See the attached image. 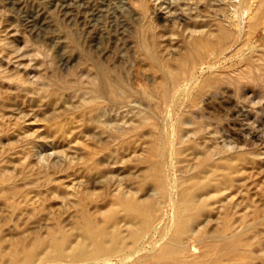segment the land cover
I'll list each match as a JSON object with an SVG mask.
<instances>
[{
    "label": "rangeland",
    "instance_id": "1",
    "mask_svg": "<svg viewBox=\"0 0 264 264\" xmlns=\"http://www.w3.org/2000/svg\"><path fill=\"white\" fill-rule=\"evenodd\" d=\"M128 1L130 0H0V41L3 40L0 43V74L8 75H0V238L4 245L22 241L31 243L36 238L47 239L52 233L62 230L71 234L68 245L72 248L85 240L77 230L81 215L78 199L83 200L85 210L92 214L94 221L102 224L106 219V212L103 209L98 212L97 206L104 205L108 196L116 193L118 189L141 198H153L151 186L144 185L145 161L152 157L151 142L155 139L165 141L171 138L172 130L175 131L181 120L183 122L180 124L182 123L186 130L192 131L184 137L183 143L178 141V137H174V146L178 148V152L184 150L183 154L178 153L165 159L152 157L162 164L171 193L178 194L183 188L196 184V181H181L185 176L192 174V168L199 163L203 154H206L205 150L214 148L217 149L216 152L212 150L214 162L232 156L239 159V168L236 167L239 170L237 185L231 192L227 191L226 195L232 196L236 189L242 191L232 196L229 202L241 201L247 195V188H252L249 192L252 191L256 210L262 212L264 80L261 78H264V74L261 75V72L264 73V63L262 65L260 62H264V12L260 15L257 26H251L255 20L253 11L259 0H219V5L215 0H186L187 3L185 0H147L148 15H151L148 18H153L151 21H154V31L160 35L162 31L163 37L167 36L160 37L166 41H162L157 47L162 52L160 59L173 71L177 70L176 57L183 51L184 38L189 33L186 27L194 29L192 22H195L196 28L201 26V29H207L208 32L217 24L223 25L230 32L225 42L218 49H213V54L210 50L193 65L186 77L184 75L183 79H180L178 88L172 91L170 100L167 99L165 103L159 102L157 91H151L153 75L146 69V58L140 48L139 41L144 36L141 26L146 22V18L134 5L133 0L130 3ZM245 3L248 6H245ZM155 9L159 15H156L158 12ZM176 9L179 10L175 11ZM247 14H250L251 18ZM176 15L181 17L177 18ZM205 17L210 22L209 25H206L207 21L203 19ZM169 24L170 26H167ZM246 30H249L248 34ZM167 31L171 35H168ZM176 34L179 36V42L174 40L178 38ZM170 36L174 37L170 39ZM167 38L174 43H170ZM147 40L146 45L150 43V40ZM180 42H183L182 46ZM224 44L228 48L224 49ZM254 53L258 55L255 57ZM258 57L261 60L257 59ZM252 61L254 67L251 72H247V67ZM96 63L112 69V74L126 84L128 92L125 103L116 108L115 105L104 102L103 109L94 111L87 120H80L77 117L80 103L76 92L80 81L83 89H87L91 85V79L93 82L99 76L97 69L93 68ZM246 72L249 77L244 78ZM230 73L236 75L232 77ZM253 73L255 76H252ZM210 74L215 76L214 82L217 84L214 83V88L211 87L202 93L197 102L200 108L197 104L191 106L190 103L189 107L191 94L202 84V79L211 77ZM224 76L228 79L221 78ZM242 80L246 82L243 83ZM187 84L191 86L192 91ZM73 85L78 87L73 89ZM28 87L31 91L35 88L36 93L34 90L32 93ZM217 88L218 91L215 92ZM146 90L151 94H147ZM130 94L134 96L131 97ZM201 98L205 100L202 101ZM156 100L159 103H156ZM91 116H95V119ZM145 119L149 125L138 124ZM57 123H65L72 128L70 127L67 133H59L54 128ZM150 125L154 129L148 128ZM195 127L201 128L200 134L194 133ZM148 129L152 131L149 132ZM241 155L247 157L243 159ZM142 184L143 189L136 193ZM226 195H223L222 199ZM219 205L220 203L212 204L198 218L199 231L209 235L217 232L221 224L217 213ZM155 213L158 216L156 224L158 223L159 230L174 220L171 201L167 200L158 205ZM123 224L124 222L121 228L129 229V225ZM159 230L152 237L147 238V235L146 249L141 252V256L138 254L126 263H121L120 257H111L108 262L103 261V257L97 258L98 261L77 260L68 254L58 258L49 253L48 247H41L37 251L36 264H133L136 259L147 254L149 256L164 243L163 240L155 243L159 240ZM255 251L252 264H264V255H261L264 253L257 249ZM198 252L200 253V249ZM59 261L61 262L58 263Z\"/></svg>",
    "mask_w": 264,
    "mask_h": 264
},
{
    "label": "bare ground",
    "instance_id": "2",
    "mask_svg": "<svg viewBox=\"0 0 264 264\" xmlns=\"http://www.w3.org/2000/svg\"><path fill=\"white\" fill-rule=\"evenodd\" d=\"M130 1H128V2L130 3ZM188 1H186V3ZM211 1L213 2L214 0H211ZM211 1H210V3H211ZM215 1L218 3L217 5H219V2H218L219 0H215ZM243 1H245V0H243ZM207 2H208V0H207ZM255 2H258V1H255ZM133 3H134V5H136L139 8L140 12H143V14L146 18V22L144 23L143 26H141L139 24L142 27V31L144 33V36H142L143 34L141 35L143 38L142 39L140 38L141 41H139V42H140L141 51H143V56H145V58H146V62H147L146 69L148 70V72L150 71L152 73V75H153L152 77L154 79L153 80L154 83H152L153 88L151 91L152 92L157 91L158 98L157 97H155V98H157L159 100V102L162 101V103L163 102L165 103L166 100L169 99V97L171 96L172 91L174 89L176 90V88H178L179 83H181L180 79L184 75L186 77L187 76L186 74H188L190 72L191 68H193V65L196 62H198L200 59L204 58L207 55V53H209L210 50L212 51V54H213L214 53L213 49H218L220 47V45H222V43L225 42L224 40H226L229 37L230 32L228 31V29H226L221 24L215 25V27H212L213 30L208 32L207 29L203 30L200 28L201 26H198V25H200V23H196V24H198L197 25L198 27L196 28L195 24H194L195 22H192V24L194 25V29L186 27L188 29L189 33L187 32L188 35L184 38V48L182 49L183 51L180 52L178 56L176 55L177 56L176 57V59H177V70L173 71L172 69L169 68V66L167 65V63L164 60L160 59L162 52H160V50H158L157 47L159 44L162 43V41H165V40H162V38H164L165 36L163 37L162 31H160L161 35L158 32L154 31V25H153L154 21H151L153 18L151 20H149V18H148L149 12H148V7H147V0H133ZM177 3H179V1ZM180 3H182V2H180ZM186 3H184V4H186ZM247 3H248V1H247ZM244 5L248 6L246 3ZM177 6H179V5H177ZM252 6L254 7V5H251V7ZM194 7H196V6H194ZM239 8H242V7H239ZM189 9H190V7H189ZM197 9L199 10V8H197ZM234 9H235V6H234ZM247 9L248 8H246V11H247ZM155 10H154V12H155ZM177 10H179V9H176L175 11H177ZM152 11H153V8H152ZM180 11H182V10H180ZM263 12H264V0H259L256 8L253 11V14H254L253 17L255 20H254L253 24H251V26H255V27L257 26V24L260 22V15ZM169 13H171V11H169ZM248 13H250V12H248ZM159 14L160 13L158 12L156 15H159ZM163 14H165V13H163ZM205 14H207V13H205ZM154 15H152V17ZM197 15H199V14H197ZM208 15H207V17H208ZM247 15L250 16V14H247ZM194 16H195V14H194ZM154 17H156V16H154ZM176 17L180 18L181 16L176 15ZM210 17H213V16H210ZM215 17H213V18H215ZM168 18H171V16H168ZM197 18L200 19L199 17H197ZM213 18H211V20ZM250 18H251V16H250ZM250 18H248V19H250ZM203 19H205L207 21L206 17ZM234 19L236 20V18H234ZM157 20H158V18H157ZM161 20H163V19H161ZM190 20H191V18H190ZM213 20H215V19H213ZM174 23H175V21H174ZM208 23H210V22L207 21L206 25H209ZM160 24H162V23H160ZM190 24L188 26H190ZM192 24H191V26H192ZM245 24H247V23H245ZM206 25H205V27H206ZM210 25H212V24H210ZM213 25H214V22H213ZM167 26H170V24ZM235 26H237L236 23H235ZM235 26H233V27L235 28ZM244 26H246V25H244ZM172 27H173V25H172ZM208 27H210V26H208ZM231 27L232 26L230 25V28ZM248 27H246V29ZM255 27L253 28L254 30H256ZM178 28H179V26H178ZM180 28H181V26H180ZM168 29H169V27H168ZM183 29L184 28H182V30ZM136 30H138V28ZM159 30H161V29H159ZM182 30H179V31H182ZM184 31L186 32V30H184ZM233 31L235 33L234 35H236L235 30H233ZM248 31H247V34H248ZM253 31H251V32L253 33ZM170 33L171 34L173 33V28H172V31ZM171 34H169V32H168V35H171ZM178 34H176V35L178 36ZM176 35H175V37H176ZM182 35L185 36L184 34H182ZM136 36H137V34H136ZM238 36H236V37H238ZM160 37H162V38H160ZM171 37L172 36H170V39H171ZM146 38L148 40H150V43H149L150 45L147 43L149 46L146 45V40H147ZM178 39H179V36H178V38L176 37L174 40L177 41ZM166 40H169V38H167ZM1 41H3V40L1 39ZM1 41H0V43H1ZM136 41H138V37H137ZM233 41L234 40H232V42ZM244 41H245V39H244ZM172 42L174 43L173 40L170 41V43H172ZM177 42H179V40ZM230 42H231V40H230ZM236 42H238V40ZM181 43H183V42H180L179 44L181 45ZM167 44H169V43H167ZM225 44L227 45V43H225ZM225 44L223 46L224 49L227 47V46L225 47ZM244 44H245V42H244ZM169 45H167V46H169ZM134 46H136V45H134ZM3 47H4V49H6L5 46H3ZM9 48H11V47H9ZM178 48H180V47H178ZM1 49H3V48H1ZM8 51L10 52L11 50H8ZM8 51H7V54H8ZM3 52H5V51H3ZM221 52H222V50H221ZM215 53H216V50H215ZM260 53H262V52H260ZM176 54H177V52H176ZM255 54L256 53H254V55ZM257 55L258 54H256L255 57ZM263 56L264 55H262V57ZM259 57L257 59L261 60V58H259ZM7 59H8V56H7ZM9 60H10V58H9ZM253 61H254V59H253ZM253 61L251 63H249L248 67L245 64L247 69H249V70L245 69V70H247V72L252 71V68L254 67ZM256 61H258V60H256ZM258 62H260V61H258ZM262 63H264V62H260V64H262ZM19 64H21V63H19ZM255 65H257L256 62H255ZM258 65H259V63H258ZM263 67H264V65H263ZM84 68H85V66H84ZM93 68L97 69V70L96 69L95 70L99 73V76L97 78L95 77L96 79L93 82L91 79V81H90L91 85L89 87L87 86L88 87L87 89H83L82 82L80 81L79 88L76 92V93H78L77 95H78V99H79V103H80V110L77 114V117L80 120H85V119L87 120V118L94 111L100 110L102 108L104 102L111 103V104L115 105L117 108V106H120L123 103H125L126 93L128 92L126 84L119 77L114 76L112 74V69H110V68H108V67H106L100 63L94 64ZM87 70H85V71L87 72ZM257 70L258 69H256V71ZM94 72L95 71H93L92 73H94ZM259 72H257V73H259ZM4 73H6V72H4ZM243 73H245V72H243ZM261 73H259V74H261V75L264 74L263 72H261ZM230 74H232V73H230ZM237 74H239V73H237ZM241 74H242V72H241ZM250 74H252V73H250ZM259 74H257V75H259ZM5 75H7V74H5ZM5 75H1V77L2 76L5 77ZM88 75H90V73ZM217 75L218 74H216V76ZM227 75H229V73ZM234 75H236V74L234 73ZM234 75L232 74V77ZM246 76H248V73L244 76V78ZM252 76H255L254 73ZM214 77L215 76L211 75V77L205 78L204 80L202 79V81H201L202 84L200 86H198L197 90L195 89L196 91L193 94H191L192 97L189 98L190 101L188 102V106H189V103L191 106H195L197 104L198 100L200 99V97H202V93L209 90L211 87H213V88L215 87L214 81H216L215 80L216 78H214ZM219 77H218V79H219ZM229 77H231V75H229ZM221 78H225L226 80L228 79V78H226V76L221 77ZM251 78L253 79V77H251ZM260 78H261V76H260ZM238 79H240V78H238ZM87 80H88V77H87ZM223 80L224 79H222V81ZM229 80H231V79H229ZM233 80H235V78ZM261 80L263 81L264 78H261ZM261 80H260V82H262ZM244 81H243V83H244ZM76 82L79 83L78 81H76ZM196 82H197V80L195 81V83ZM229 82H231V81H229ZM229 82H227V84ZM235 82H236V80L234 81V83ZM195 83H193V84H195ZM223 83H226V82H223ZM215 84H217V83H215ZM262 84H264V83H262ZM187 85H189V84H187ZM222 85H224V84H222ZM234 85H236V84H234ZM259 85L260 84L258 82V86ZM70 86L71 85H69V87ZM181 86H180V89L183 87V86L182 87ZM77 87H78L77 85H76V87H74V85H73V89H75ZM190 87L191 86L189 85L188 88L190 89ZM194 87H192V88H194ZM229 87H230V85H229ZM134 88H136V86ZM219 88H221V87H219ZM233 88H235V87L233 86ZM236 88H238V87H236ZM254 88H255V85H254ZM256 88L258 89L259 87H256ZM28 89H30V88L28 87ZM36 89H37V87H36ZM183 89H184V87H183ZM33 90L31 91V89H30V91L32 93H33ZM34 91H35L34 93H36V90H34ZM38 91H40V90H38ZM75 91L76 90H74V91L71 90V92H75ZM185 91H184V93H185ZM189 91H186V92H189ZM212 91H214V89H212ZM217 91H218V88L215 92H217ZM263 91H264V88H263ZM146 92H147V94H148V92L151 94V92L148 90H146ZM179 92H181V90ZM37 94H38V92H37ZM154 94L155 93H153V96H155ZM130 95H131V97H132V95L134 96V94H130ZM178 95H179V93H178ZM178 95L176 97H178ZM215 95H216V93H215ZM218 95H219V93H218ZM135 97H137V95ZM176 97H174V99ZM184 97H186V96H184ZM210 99H212V98H210ZM201 100H202V98H201ZM204 100L205 99L203 98L202 101H204ZM132 101H136V100H132ZM126 102H128V101H126ZM155 102L159 103L157 100ZM162 103H161V105H162ZM191 106H189V107H191ZM196 106H198V104ZM198 108H200V107L198 106ZM118 109H119V107H118ZM155 111H157V110H155ZM122 113H123V111H122ZM150 113H151V111H150ZM124 114H125V112H124ZM125 115L127 117V114H125ZM152 116H154V115H152ZM91 117H92V119H95V116H91ZM126 117L124 116V118H126ZM137 121L139 122L140 120H137ZM180 122H183V121L181 120ZM180 122L178 123L179 125L176 126L177 128L175 127V131L172 130L173 136H171V138L165 139V137H163L165 139V141L161 139L162 141L160 140L161 141L160 142V141H155V140H157V139H155L151 142L152 143V145H151L152 157L155 156L157 158L159 156V157H162L165 159L168 156H173V155L178 154V153L180 155L183 154L184 150H180V152H178V150H177L178 148L174 146V142H175L174 137H178L177 138V139H179L178 141L180 143H183L184 137L189 132H192V131L186 130L185 127L183 126V124L182 123L180 124ZM142 123L148 124L146 119L144 122H140L138 124L142 125ZM150 126L151 127H148V128L154 129L152 127V125H150ZM70 127L65 123H57L54 126V128L59 133L69 132ZM152 129H151V131H152ZM148 130H149V132H151L150 129H148ZM166 132H168V130ZM194 133L197 135L200 134L201 128L199 129V127L198 128L195 127ZM149 134H151V133H149ZM167 135H169V134H166V136ZM170 135H171V132H170ZM206 137H208V136H206ZM209 139H212V138H209ZM167 144H168V147H167ZM213 149H209V148L206 149L205 150L206 154H203L204 156L201 157L199 163H197L192 168V174H190L189 176H185L181 181V183H190V182L192 183V182L196 181V184L183 188L180 191V193H178V194H175V193L172 194L171 193V190L169 189L170 188L169 180L167 178V175H166L164 168L162 167V164L158 161V159H154L152 157H149V159H147L145 161L146 171H145L144 185L151 186L150 190L153 191V194H154L153 198H147V197L141 198L135 194H127L124 192V190L118 189L116 191V193H112L108 196V198L105 200L104 205H101L99 207L97 206L98 212L102 211L100 209H103L104 212H106V219L104 220L103 223L101 222L102 224H97L100 222L96 223V221H94V217L92 216V214L85 210L83 200L78 199L77 204H79L81 206L80 207L81 215H80V221H79L77 230L80 231L82 236L85 237V240L82 243H80L78 246L69 248L68 244L71 241V234L64 232L62 230H58V231L52 233L50 235V237L47 239L36 238L31 243H25L22 241V242H14V243H11L8 245H4L2 238H0V264H36V259L38 257L37 251L41 247H48L49 253L58 257V258H60L61 256L65 255V254H68L70 257L77 259V260L78 259L79 260L80 259H89L90 260V259H97V258L103 257V261L108 262L111 260V257H120L119 261H121V263H123V262L126 263L127 261H131L138 254L140 255L141 252L146 249L145 243H146L147 235H148L147 238H149L158 232V230H159L158 223L156 224V222L158 220V216L156 215L155 212L158 209V205H161L162 203L166 202L167 200L172 202L174 220L172 221V223L170 225H167L164 228H162L161 230H159V232H160L159 240L155 241L156 244L158 241L161 242V240H163L164 243H162V245L159 247L158 250L152 252V254H150L149 256L147 254V256H145L143 258H140L138 260L136 259V261L133 264H252L253 254H255L256 249L259 250L261 253H264V206H263L264 204L261 205V202H260V205L263 206V210L261 213L258 212V210H256L255 201H254V199H252V194H251L252 191L249 192L250 189H252V188H250V189L247 188V190H246L247 195L244 197V199H241V201L244 200L243 203L239 200L229 202L232 199V196H236L238 194V192L240 191V190L238 191L236 189L235 193L232 196H230L229 193H228L229 195H226L227 191L231 192L232 188L236 187V185H237L238 181H237L236 177H237V172L239 170L236 169V167H238L237 165H238L239 159L232 156L230 158L221 159L217 162H214L212 160V153L214 152V151H212ZM214 150L216 152L217 149H214ZM236 156H237V154H236ZM239 156H240V153H239ZM245 156L246 155H244V157H243L241 155V157H243V159L245 158ZM106 157H108V156H105V158ZM246 159H245V161H246ZM249 184L250 183H248V185ZM144 185L142 184L140 189L138 188L136 193L141 191L143 189L142 187ZM245 188L246 187H244V189ZM175 195H176V197H175ZM223 195H226V197L224 199H222ZM258 200H259V198L257 199V201ZM214 203H220L219 207L217 208V213H218L219 219L221 220V224H220V227L216 233L209 235V234L202 233L201 231H199V229L197 228V226H198L197 224H198V218L203 214V212L206 209H208ZM97 205H100V204H97ZM259 218H261V219H259ZM123 222H124L123 225H129V229L121 228V224ZM153 249H155V248H153ZM198 249H200V253L198 252ZM149 251H152V250H149ZM146 253H143V254H146ZM261 255H264V254H261ZM97 261H98V259H97ZM44 262H46V261H44ZM60 262L61 261H59L58 263H60ZM111 263H113V262H111ZM85 264H87V263H85Z\"/></svg>",
    "mask_w": 264,
    "mask_h": 264
}]
</instances>
